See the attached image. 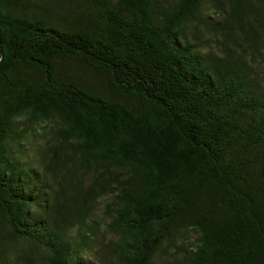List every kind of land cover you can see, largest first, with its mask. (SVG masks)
<instances>
[{"label":"trees","instance_id":"1","mask_svg":"<svg viewBox=\"0 0 264 264\" xmlns=\"http://www.w3.org/2000/svg\"><path fill=\"white\" fill-rule=\"evenodd\" d=\"M0 264H264V0H0Z\"/></svg>","mask_w":264,"mask_h":264},{"label":"rangeland","instance_id":"2","mask_svg":"<svg viewBox=\"0 0 264 264\" xmlns=\"http://www.w3.org/2000/svg\"><path fill=\"white\" fill-rule=\"evenodd\" d=\"M54 9H55V11L57 12V13H61L63 10V7L62 6H60V5H56L55 7H54ZM28 142V141H27ZM29 143V142H28ZM31 147V145H29L28 146V151H29V154H31L32 153V149H29ZM52 151H55V150H51V151H49L50 152V156L52 155ZM50 158V157H49ZM52 180V179H51ZM99 212H101L100 210H99ZM157 262H161V260L158 258V260H157Z\"/></svg>","mask_w":264,"mask_h":264}]
</instances>
